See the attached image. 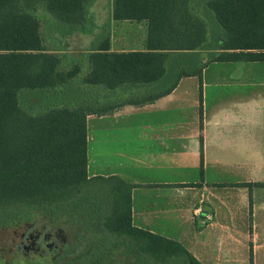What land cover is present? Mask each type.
I'll use <instances>...</instances> for the list:
<instances>
[{
  "label": "crops",
  "instance_id": "1",
  "mask_svg": "<svg viewBox=\"0 0 264 264\" xmlns=\"http://www.w3.org/2000/svg\"><path fill=\"white\" fill-rule=\"evenodd\" d=\"M112 10L113 0H85L80 25L46 11L57 26L44 34L40 26L61 65L80 66L66 85L88 87L77 101L111 108L86 114L88 177L131 184L132 224L179 242L202 264H264V78L249 72L257 62L171 50L160 79L121 98L118 88L82 81L90 52L146 49V20L114 19ZM225 64L231 68L221 71ZM193 69L200 73L180 74Z\"/></svg>",
  "mask_w": 264,
  "mask_h": 264
},
{
  "label": "trees",
  "instance_id": "2",
  "mask_svg": "<svg viewBox=\"0 0 264 264\" xmlns=\"http://www.w3.org/2000/svg\"><path fill=\"white\" fill-rule=\"evenodd\" d=\"M190 1L113 0L114 19L146 20V49L98 48L88 54L82 81L105 89L157 81L171 50L203 49L209 61L264 62V0ZM84 3L0 0V226L19 223L31 209H40L52 213L51 222L65 216V222L83 233L92 230L100 241L80 255H75L80 244L71 241L50 258L27 251L5 260L0 252V264H96L119 243L124 257L133 255L137 263L202 264L179 242L132 224L131 184L116 175L88 177L86 114L111 108L51 102L32 110L20 103L23 92L57 93L80 72L78 63L62 66L61 55L47 50L35 11L42 8L58 22L76 26L83 22Z\"/></svg>",
  "mask_w": 264,
  "mask_h": 264
},
{
  "label": "rangeland",
  "instance_id": "3",
  "mask_svg": "<svg viewBox=\"0 0 264 264\" xmlns=\"http://www.w3.org/2000/svg\"><path fill=\"white\" fill-rule=\"evenodd\" d=\"M35 14L41 20L43 34L46 31L49 32V29L50 31L54 30L56 23L45 10L38 8ZM244 66H246V63H244ZM212 68L208 69L209 73L213 71ZM228 68L230 69L231 65L225 64L220 70L223 71ZM250 69L249 72L251 71L256 80L264 78V62L253 63ZM82 87L84 86L74 83L57 93H46L40 90L25 91L22 93L20 103L26 109L42 110L51 102H78L81 97L85 99V96L89 94L88 87ZM132 90V87L127 89L118 88L120 93L123 92L121 98L129 97ZM51 214L50 211L31 209L27 218L21 222L0 226V252L4 255V259L8 260L14 253L21 255L27 253V251L33 256L50 258L63 246L65 241L79 243L75 255H80V253L87 252L91 248L90 246L100 241L92 230L83 233L84 230L78 225L65 222V216L56 215L51 222L49 220ZM122 248L121 243L113 246L103 254L105 256L101 262L96 264H141L134 260L133 255L124 257Z\"/></svg>",
  "mask_w": 264,
  "mask_h": 264
}]
</instances>
